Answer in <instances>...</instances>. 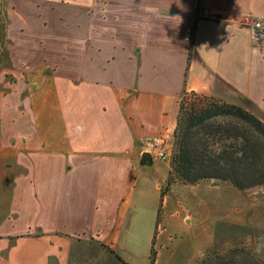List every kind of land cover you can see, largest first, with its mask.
<instances>
[{
	"label": "crops",
	"instance_id": "1",
	"mask_svg": "<svg viewBox=\"0 0 264 264\" xmlns=\"http://www.w3.org/2000/svg\"><path fill=\"white\" fill-rule=\"evenodd\" d=\"M5 1L0 264H123L112 253L132 251L138 206L161 193L154 264L240 244L264 262V187H167L170 164L142 165L139 148L160 136L173 152L184 91L264 122V40L249 29L264 0Z\"/></svg>",
	"mask_w": 264,
	"mask_h": 264
},
{
	"label": "trees",
	"instance_id": "2",
	"mask_svg": "<svg viewBox=\"0 0 264 264\" xmlns=\"http://www.w3.org/2000/svg\"><path fill=\"white\" fill-rule=\"evenodd\" d=\"M193 34L194 26L187 64L192 57ZM175 182L229 184L240 191L264 186V122L241 105L184 91L179 101L167 187ZM160 210L161 205L158 213ZM231 252L246 254L254 264H264L243 244ZM208 253L199 264H206ZM112 254L125 264L117 254ZM155 257L152 249L151 264Z\"/></svg>",
	"mask_w": 264,
	"mask_h": 264
},
{
	"label": "rangeland",
	"instance_id": "3",
	"mask_svg": "<svg viewBox=\"0 0 264 264\" xmlns=\"http://www.w3.org/2000/svg\"><path fill=\"white\" fill-rule=\"evenodd\" d=\"M6 1L0 0V61H7L8 60V48H9V41L5 39V24H6ZM21 46V49L26 50L24 43L17 42L16 45ZM18 49V47L12 48V52L17 56H23V51ZM22 58V57H19ZM158 159H152V163L154 162L153 166L159 165L162 167L163 162L157 161ZM262 187H256V190H259ZM251 189V190H255ZM247 190V191H251ZM161 197L154 198V205L153 211H149L151 207H149L147 200L142 203V205L138 206V217H137V229H136V236L132 240V245L134 248L132 251L127 250L124 252H120V256L123 258L121 259L125 264H151L150 260V252L153 249L155 255L157 252H163V249L160 247L162 245L163 239L161 242L157 240V234L159 233L160 229L167 228L164 223V219L166 216L163 214V211L160 210L158 213V209L160 208ZM157 209V215L155 210ZM158 232V233H157ZM166 242L164 241V244ZM239 246V245H238ZM238 246L232 248H214L213 251L209 252L206 256L208 257V261L206 264H254V261L251 257L247 256L246 254H237L231 252L232 249L237 248ZM162 249V250H161ZM205 257V256H204ZM203 257V258H204ZM221 257V258H218ZM156 258V257H155ZM95 261L98 263L114 261L113 259L109 258L108 256L104 255L103 253H95ZM199 264V263H198Z\"/></svg>",
	"mask_w": 264,
	"mask_h": 264
},
{
	"label": "built area",
	"instance_id": "4",
	"mask_svg": "<svg viewBox=\"0 0 264 264\" xmlns=\"http://www.w3.org/2000/svg\"><path fill=\"white\" fill-rule=\"evenodd\" d=\"M249 29L253 42L261 43L264 40V24L261 20L253 19L249 24ZM139 148L141 152H148L152 157L170 164L173 152L167 149L162 137L142 138L139 141Z\"/></svg>",
	"mask_w": 264,
	"mask_h": 264
},
{
	"label": "water",
	"instance_id": "5",
	"mask_svg": "<svg viewBox=\"0 0 264 264\" xmlns=\"http://www.w3.org/2000/svg\"><path fill=\"white\" fill-rule=\"evenodd\" d=\"M142 165L144 164H151L152 163V156L148 152H144L142 154L141 162Z\"/></svg>",
	"mask_w": 264,
	"mask_h": 264
}]
</instances>
